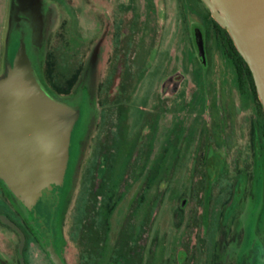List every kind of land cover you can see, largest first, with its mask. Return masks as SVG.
Instances as JSON below:
<instances>
[{
  "label": "flooded vegetation",
  "instance_id": "flooded-vegetation-1",
  "mask_svg": "<svg viewBox=\"0 0 264 264\" xmlns=\"http://www.w3.org/2000/svg\"><path fill=\"white\" fill-rule=\"evenodd\" d=\"M165 4V0H0L1 68L24 48L46 90L78 111L62 183L52 187L53 204L38 198L28 209L0 180V214L18 228L0 220V264H54L47 251L49 241L63 264H69V254L76 264H159L166 257L173 264H207L211 242L216 264L264 262V218L259 222L264 210V109L248 65L208 8L190 14L192 45L201 64L207 62L213 45L229 61L234 71L233 114L225 113L218 95L213 107L208 89L175 63L158 82L152 108L142 110L150 115L141 123L123 170L117 169L127 101L155 61ZM182 112L194 118L190 122L194 130L206 134L203 143L223 160L205 165L199 151L192 161L184 193L169 202L174 219L167 228L177 230V236L167 230L172 246L159 253L154 249L158 229L153 239L150 234L155 204H161L170 178L156 176L152 145L158 124L168 125ZM83 164L84 168L89 164L87 170ZM213 174L217 176L206 181ZM85 179L81 200L86 210L75 221L71 252L66 217L77 199L79 181ZM137 183V205L130 204L115 227L111 219L116 206ZM144 187H149L150 199L144 198ZM143 202L145 208L139 210ZM243 240L248 241L240 248Z\"/></svg>",
  "mask_w": 264,
  "mask_h": 264
},
{
  "label": "water",
  "instance_id": "water-1",
  "mask_svg": "<svg viewBox=\"0 0 264 264\" xmlns=\"http://www.w3.org/2000/svg\"><path fill=\"white\" fill-rule=\"evenodd\" d=\"M202 1L248 65L264 109V0ZM77 117L46 90L25 49H17L0 71V180L28 209L38 198L53 204L52 187L62 183ZM0 220L18 229L2 214ZM47 251L54 264H63L50 241Z\"/></svg>",
  "mask_w": 264,
  "mask_h": 264
},
{
  "label": "rangeland",
  "instance_id": "rangeland-1",
  "mask_svg": "<svg viewBox=\"0 0 264 264\" xmlns=\"http://www.w3.org/2000/svg\"><path fill=\"white\" fill-rule=\"evenodd\" d=\"M165 2V24L155 61L127 101V126L123 131L121 145L118 151L119 162L117 163V169L119 172L123 170L124 164L131 153L142 121H144L146 116L150 115V113L144 114L142 110L152 108V102L155 101L153 100L155 96L154 93L156 92L158 82L175 63H180L185 70L193 73L198 78L200 83H202L201 85H203V88L208 89L213 107L215 106L214 100L218 95V97L221 98L222 107L223 110H225V113L233 114L234 112V103L232 97L230 96L231 87L234 84V71L229 61H227V59L220 53L218 47L213 45L211 46V51L208 54L207 62L205 64H201L197 60L192 45V18L190 14L196 12L197 10L207 12L206 5L204 2L199 0H165ZM203 17H201V19ZM0 70H2L1 65ZM201 96L203 98V94ZM153 107L155 108L154 103ZM180 108L181 107H179L177 111L178 113L181 111ZM208 111L209 110L207 109L204 113L207 114ZM183 114V112L179 115L177 114V117H175L168 125L160 122L157 128L158 133L152 145V152L154 155L152 166L154 168L153 170H156V176L158 179L161 176L170 178V184L167 190L162 193L161 204H159V207L155 204V216L152 224L153 229L150 234L153 239L156 229H158V236L154 240V245L156 246L154 249H156L159 253L162 251L167 253L172 246V240H170V237L165 236V232L167 230L170 231L169 235L177 236V230H170V228H167V226L170 227L171 221L174 219L172 212L173 209L171 208L169 202L184 193L189 171L192 167V161L197 160V156L200 152L202 154L201 161L204 162L205 165L206 163H210L212 161L215 162L223 160L222 154H212L213 151H209L208 149V143L206 141L203 143V139L207 140V137L205 136L206 134H201V132L196 129L194 130L195 125L190 124L191 120H194V118ZM204 124L206 125L205 122L201 123V128H203ZM201 128H199V130H201ZM193 154L195 155L194 159L192 157ZM87 165L89 164H85L84 168L83 164V168L85 170L88 168ZM207 168L209 171L213 170L210 166ZM219 171L220 168H218V172ZM216 176V174L208 176L206 181L209 182L212 177ZM149 181L150 180H145L143 183H149ZM87 184L88 180L86 179L85 181H79L78 191H76L77 199L73 200L66 217L65 233L71 252L74 250L76 243V239L74 237L77 224L75 221L82 214V211L86 210V207L83 205L84 203L81 200V196H83V193L85 192L84 189L87 188ZM138 185V183L133 185L128 192V195L123 197L116 206V214L114 213L111 219L112 222H114L113 225L115 227L119 221L123 219L125 214L128 213L131 206L130 204H136L135 200L137 199V193L135 194L134 191L137 189ZM208 186L209 185H207V187ZM143 190L144 198H146V200L147 198L150 199V195H152V193L150 192L149 187H144ZM42 199L51 203V200L47 201L44 198ZM173 203L176 204V201ZM143 208H145V203L138 206L139 210ZM122 211H125V213ZM209 213L211 214V211ZM232 213H234V210H228L229 215ZM259 214V222H261L264 218V210L260 211ZM84 220L87 222L88 218ZM247 241L248 240H243L240 248H243ZM209 245L212 249H210V246L208 247L206 263L216 264L214 263V242H211ZM67 261L69 264H76V260L72 258L71 254L68 255ZM32 262L35 263L33 258ZM103 262L105 263L106 260ZM160 263L173 264L172 260H167V257L163 261L159 260V264ZM83 264H87V262L83 261Z\"/></svg>",
  "mask_w": 264,
  "mask_h": 264
}]
</instances>
